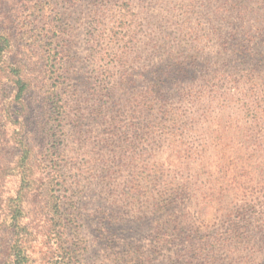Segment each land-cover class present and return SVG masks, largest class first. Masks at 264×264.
Listing matches in <instances>:
<instances>
[{
    "label": "rangeland",
    "instance_id": "1",
    "mask_svg": "<svg viewBox=\"0 0 264 264\" xmlns=\"http://www.w3.org/2000/svg\"><path fill=\"white\" fill-rule=\"evenodd\" d=\"M201 4L0 0L3 61L30 84L18 102L0 81V170L18 142L31 149L27 264H264V42L237 24L251 40L227 52L213 36L225 22ZM1 179L0 207L19 188ZM5 241L0 226V259Z\"/></svg>",
    "mask_w": 264,
    "mask_h": 264
},
{
    "label": "trees",
    "instance_id": "2",
    "mask_svg": "<svg viewBox=\"0 0 264 264\" xmlns=\"http://www.w3.org/2000/svg\"><path fill=\"white\" fill-rule=\"evenodd\" d=\"M142 3L145 0H140ZM148 3H146L147 5ZM189 6V5H188ZM201 6L205 11H209L211 6H215L214 9V19H219L225 22L224 26L215 27L218 31L214 33V38L219 40L227 52L231 48L243 49L245 43L248 39L251 40L250 36L245 35L244 39L238 42L239 34L237 24L249 23L251 26H256V39L260 40V43L264 42V0H202ZM190 7V6H189ZM127 10V8L125 9ZM212 12V11H211ZM116 25L117 28H126L125 20L126 15L119 13L116 15ZM126 30V29H125ZM246 38V39H245ZM113 41H120L117 34L112 33ZM10 48L9 39L0 34V81L1 78H6L12 88L15 90V100L20 101L23 95L28 91L30 84L22 77L21 70L18 67L7 65L3 61L4 53ZM236 51V50H235ZM129 48L125 47L121 49L120 53L114 55V61L119 62L122 66H125L130 57ZM50 57V56H49ZM52 59H54L52 57ZM125 74L121 76V79H125ZM53 98L57 96V91H53ZM52 98V99H53ZM21 102V101H20ZM52 113L49 117V122L46 126L49 130V137H56V130H59V117L61 115V106L58 102L53 103ZM18 150V156L13 161V166L8 167L5 170H0L1 181L5 180V177L16 176L18 177L19 188L12 197L5 199L4 205L0 207V226L7 237L2 246L1 257L4 262L2 264H27L29 261L27 251V243L31 240L30 237L34 230L27 223V213L24 212V206L27 202V195L32 191V181L30 176V152L31 149L28 148L22 141L16 144ZM45 149V148H44ZM42 162L51 165V170L55 171L54 160L51 159V154L47 153L49 151H41ZM46 153V154H45ZM45 176H50L51 172L49 169L44 170ZM43 177V176H42ZM25 192V193H24ZM28 193V194H27ZM43 209L45 214L48 215L49 221L54 225H61L62 213L60 211L59 199H56L55 195L48 193L45 196ZM42 204V205H43ZM73 257L68 254L62 256L61 262L59 264H73Z\"/></svg>",
    "mask_w": 264,
    "mask_h": 264
}]
</instances>
